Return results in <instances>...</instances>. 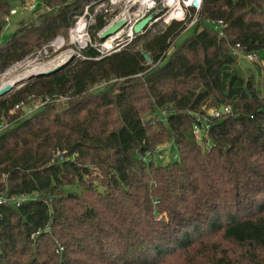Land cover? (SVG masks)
I'll return each mask as SVG.
<instances>
[{"label": "trees", "instance_id": "obj_1", "mask_svg": "<svg viewBox=\"0 0 264 264\" xmlns=\"http://www.w3.org/2000/svg\"><path fill=\"white\" fill-rule=\"evenodd\" d=\"M93 1L39 0L0 41V73L66 35ZM11 9L0 0V33ZM191 18L139 48L143 33L109 53L87 45L0 96V121L12 120L0 191L31 197L0 206V264H264V93L236 63L264 50V0H202L194 33L167 56ZM105 24L97 14L87 28ZM30 100L45 104L10 113ZM222 105L231 111L195 139L196 118ZM165 142L177 160L157 164Z\"/></svg>", "mask_w": 264, "mask_h": 264}, {"label": "rangeland", "instance_id": "obj_2", "mask_svg": "<svg viewBox=\"0 0 264 264\" xmlns=\"http://www.w3.org/2000/svg\"><path fill=\"white\" fill-rule=\"evenodd\" d=\"M25 2H34L37 6L39 4V0H9L10 8L16 9V12L10 15V21L5 23L3 26V29L0 33V41L5 42L9 37L17 30L19 27V23L22 21H28L34 16V12L40 11L34 10L32 13V10L26 9L23 6V3ZM93 11L92 12H86L84 10V13L80 16H78L73 23V25L70 27L66 35H58L56 38H54L50 43L43 46L42 49L37 50L35 54L30 55L23 59L22 61H19L9 68H7L5 71L0 73V87H2L5 83L14 82V85L12 86V90H15L21 85H23L28 79L29 76L22 77L19 80H17V76L22 75L27 70L34 68V67H40L46 65L48 62H51L53 60H57L59 57H65V55H74L78 56L80 55L79 50L80 48H84L87 45L95 46L100 53H109L114 50H117L121 48L123 45L133 41L136 39V36L134 34L128 35L127 30H122V33L117 36L116 38H113L110 43L106 44L105 39H101L99 37L101 30L97 31L95 36H92V31H88L87 26L89 24L94 23L95 16L97 14H103L106 18V24H109L113 20H115L118 17H122V15L130 16V18H140L142 12L144 11L145 7L147 6H153V9H156L155 11H158L159 14H162L161 18H158L157 21L150 24L143 32V34L138 37L137 39H140L139 42H135V47H141L143 41L146 39H149L151 36L165 28L167 25H169L172 21H182V20H176L173 18H170L169 16L171 14V9L173 7H170L167 9L164 5V0H96L93 1ZM171 11V12H170ZM170 12V13H169ZM189 15H186L184 19L188 18ZM194 16H192L191 19H193ZM183 19V20H184ZM198 19V17H196ZM83 24H86V27L83 28ZM212 29L217 28L213 24H208ZM80 27V32H76L77 35H80L81 37H78L80 42H73L72 41V30H75V28ZM195 30V26H189L184 31H182L174 40L173 46L170 47L167 56L173 52V50L181 45L183 41L190 37ZM78 31V30H77ZM116 34V33H115ZM114 34V35H115ZM112 36V35H111ZM60 42L56 44V40L58 39ZM168 58V57H167ZM245 55L240 54L237 59V65L239 67L244 68L246 76H249L251 74L254 75V80L256 85H261L260 89L262 90V93H264V70L262 67H264V50H261L258 52V59L254 62H250L244 59ZM261 65L260 67H257V65ZM10 79V80H9ZM17 80V81H16ZM114 81V80H112ZM262 82V84L260 83ZM106 82L101 83L100 85H97V87L102 88L105 85ZM112 83H118V82H108V84ZM10 92V91H9ZM231 111V110H230ZM156 151V153H155ZM155 151L153 152V158L157 164H166L168 162L176 161L178 150L176 146L168 142L162 143L159 146L156 147ZM161 155V157H159ZM70 189L74 188V186H69Z\"/></svg>", "mask_w": 264, "mask_h": 264}, {"label": "built area", "instance_id": "obj_3", "mask_svg": "<svg viewBox=\"0 0 264 264\" xmlns=\"http://www.w3.org/2000/svg\"><path fill=\"white\" fill-rule=\"evenodd\" d=\"M201 4H202V0H164V5L167 9H169L170 7H173V9H171L172 12L170 11L171 12V14L169 15V16H171L170 18H173L176 20H183L184 17H186V15L194 16V18L191 19L189 21V23L187 24V27L195 24V22L197 20L196 17H198V12L200 10ZM23 6H24V8L30 9V10H33L36 7L34 2H25V1L23 3ZM153 8H154L153 6H148V7L146 6L144 11L142 12L140 18H130V16L122 15V17H118L115 20H113L112 22H110L109 24L105 25L101 29V31L104 28H106L108 25L112 24L113 22L119 20L120 18H123L126 20V24L119 31H122L124 29H128L129 32L131 34H133V32H132L133 24L136 23L143 16L147 15L148 13H152ZM84 10L87 12V6H85ZM15 12H16V9L12 8L10 10V14L4 17L6 23L10 21V15L15 13ZM161 16H162V14H159V16H158V13H157L156 17L154 18V22L157 21L158 18H161ZM212 24H214V26L217 27L216 29H220V27L222 25V21L219 20L216 22H212ZM84 27H86V24H83V28ZM75 30L76 31L78 30L77 32L79 33L80 27L75 28ZM73 31L74 30H72V33H73ZM131 34H128V35H131ZM77 36L81 37L80 35H77ZM237 56H239V55H237ZM254 58H255V56L253 54L245 55V59L248 61H252V60H254ZM44 104H45V101H42V100L20 101L14 105V107L10 111V113L14 114L15 111L21 110V114L17 118L26 117V116H29L34 111L40 109ZM222 107H223L222 110H220V107L209 109L206 112V116L196 118V122L193 126V129H192V135L195 139L200 140L202 137L207 136L206 132H207V128H208V124H207L208 119H209L208 117H210V118L219 117L221 114L228 113L231 110L230 106H228V105H226V106L222 105ZM11 123H12V120H9V119L1 120L0 121V132L5 130ZM155 153H156V151H155ZM150 155H151L150 152H146V154L144 156V160H147V158H149ZM159 157H161V155H159ZM59 160H62V157H59ZM30 198L31 197L29 195H26V194H21V195L15 196V195H9L6 191H0V206H3L5 204H12V205L18 206L20 203H22V202H24Z\"/></svg>", "mask_w": 264, "mask_h": 264}, {"label": "water", "instance_id": "obj_4", "mask_svg": "<svg viewBox=\"0 0 264 264\" xmlns=\"http://www.w3.org/2000/svg\"><path fill=\"white\" fill-rule=\"evenodd\" d=\"M156 17V14L154 13H148L147 15L143 16L141 19H139L136 23L132 26V32L133 34H141L144 32V30L154 22V18ZM126 24V20L123 18H120L119 20L113 22L112 24L108 25L106 28H104L99 37L101 39H105L111 35H114L117 33L124 25ZM75 56L70 54L64 61L54 65L52 68L45 69L42 71H38L37 73H34L29 76L31 77H40V76H49L52 75L58 71H60L64 66H66ZM147 60H149V57L146 56ZM14 82V81H13ZM9 85V84H8ZM14 83L10 84L8 87H5L4 89L0 90V96L4 95L5 93H8L11 91L12 86ZM223 107L220 106V110H222Z\"/></svg>", "mask_w": 264, "mask_h": 264}, {"label": "bare ground", "instance_id": "obj_5", "mask_svg": "<svg viewBox=\"0 0 264 264\" xmlns=\"http://www.w3.org/2000/svg\"><path fill=\"white\" fill-rule=\"evenodd\" d=\"M77 31L76 30H74L73 31V33H72V41L73 42H80V40L78 39V37H77V33H76ZM122 33V31H118L117 32V34H115V35H112V36H110L109 38H107V40H106V44H108V43H110V41L113 39V38H116L117 36H119L120 34ZM127 33L128 34H131L130 32H129V30L127 31ZM58 42H60V40L58 39V40H56V44L58 43ZM81 43V42H80ZM69 55H65V57H59V58H57V60H53V61H51V62H48L46 65L44 64V66H40V67H34V68H31V69H29V70H27L25 73H23L22 75H20V76H17V80H19L20 78H24V77H26L27 75L28 76H30V75H32V74H34V73H37L38 71H42V70H45V69H49V68H52L54 65H56V64H58V63H60V62H62V61H64L67 57H68ZM22 78V79H23ZM10 80V79H9ZM16 80V81H17ZM12 80H10L9 82H7V83H5L2 87H0V90H2V89H4L5 87H8L10 84H12V83H14V82H11ZM9 84V85H8Z\"/></svg>", "mask_w": 264, "mask_h": 264}]
</instances>
